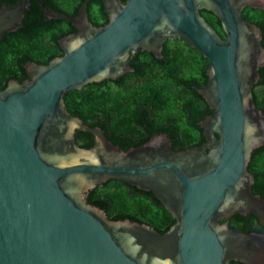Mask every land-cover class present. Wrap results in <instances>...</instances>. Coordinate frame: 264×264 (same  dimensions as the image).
I'll return each instance as SVG.
<instances>
[{
  "label": "water",
  "instance_id": "obj_1",
  "mask_svg": "<svg viewBox=\"0 0 264 264\" xmlns=\"http://www.w3.org/2000/svg\"><path fill=\"white\" fill-rule=\"evenodd\" d=\"M37 1L75 31L58 39L60 55L28 62L27 80L0 89V264H264V199L251 192L248 169L264 142V113L252 100L264 48L260 28L242 16L245 7L264 10V0H100L108 19L100 25L88 0L71 16ZM30 5L0 6V37ZM174 39L209 62L197 90L212 110L199 122L200 144L176 149L154 133L122 149L66 110V92L132 72L138 49L162 58ZM76 130L92 135L91 146L74 142ZM111 179L152 191L174 223L161 233L110 219L86 195Z\"/></svg>",
  "mask_w": 264,
  "mask_h": 264
},
{
  "label": "trees",
  "instance_id": "obj_2",
  "mask_svg": "<svg viewBox=\"0 0 264 264\" xmlns=\"http://www.w3.org/2000/svg\"><path fill=\"white\" fill-rule=\"evenodd\" d=\"M47 8L74 15L81 0H42ZM123 1V0H121ZM18 0H0V6ZM87 15L94 25L107 22L100 0H88ZM205 19L224 36L220 20L202 9ZM242 16L260 28L264 48V10L245 7ZM75 29L63 18L48 17L37 0H31L19 27L0 37V89L7 82L28 79V62L47 64L62 53L58 39ZM208 59L178 39L167 40L162 58L138 49L129 60L133 69L119 79L91 83L63 94L66 110L91 126H99L107 138L122 149L144 143L154 133H166L176 149L204 141L199 122L212 110L197 90L207 83ZM191 73H186L187 69ZM258 81L252 100L264 113V66L257 70ZM135 82H133V80ZM74 142L92 144L89 132L76 130ZM248 169L253 176L251 192L264 199V142L250 153ZM86 201L103 209L110 219H129L165 232L175 221L152 191L140 190L121 180H107L86 195Z\"/></svg>",
  "mask_w": 264,
  "mask_h": 264
},
{
  "label": "flooded vegetation",
  "instance_id": "obj_3",
  "mask_svg": "<svg viewBox=\"0 0 264 264\" xmlns=\"http://www.w3.org/2000/svg\"><path fill=\"white\" fill-rule=\"evenodd\" d=\"M103 24H104V23H103ZM166 41H167V40H166ZM166 41H165V42H166ZM165 42H164V43H165ZM163 46H164V44H163ZM162 50H163V49H162ZM137 51H138V50H137ZM137 51H135V53H136ZM142 51H143V50H142ZM144 51H145V50H144ZM147 52H148V51H147ZM135 53L132 55V57L135 55ZM153 55H154V54H153ZM132 57H131V58H132ZM131 58H130V59H131ZM157 58H159V57H157ZM130 59H129V60H130ZM128 63H129V62H128ZM132 71H133V69H132ZM129 73H131V72H128V73H126V74H129ZM124 75H125V74H124ZM122 76H123V75H122ZM120 77H121V76H120ZM118 79H119V78H118ZM132 80H133V79H132ZM133 82H135V81L133 80Z\"/></svg>",
  "mask_w": 264,
  "mask_h": 264
},
{
  "label": "rangeland",
  "instance_id": "obj_4",
  "mask_svg": "<svg viewBox=\"0 0 264 264\" xmlns=\"http://www.w3.org/2000/svg\"><path fill=\"white\" fill-rule=\"evenodd\" d=\"M186 71H187L186 73H188V74H190L192 72L191 69H189V68Z\"/></svg>",
  "mask_w": 264,
  "mask_h": 264
}]
</instances>
